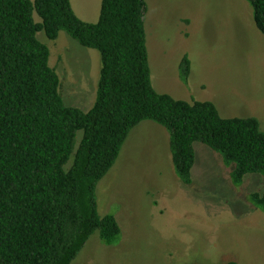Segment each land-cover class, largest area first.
Instances as JSON below:
<instances>
[{"label":"trees","instance_id":"obj_1","mask_svg":"<svg viewBox=\"0 0 264 264\" xmlns=\"http://www.w3.org/2000/svg\"><path fill=\"white\" fill-rule=\"evenodd\" d=\"M248 1L264 33V0ZM146 9V0H102L99 19L87 22L71 0H0V264H71L97 230L103 242H117L121 227L114 214L99 213L96 188L145 119L169 131L173 166L185 184L192 183L195 142L235 163V185L249 173L264 175L258 119L223 117L212 101L155 89ZM60 31L100 51L97 96L88 110L65 103L50 47L38 36L55 40ZM190 73L185 55L181 78ZM250 199L264 211V192Z\"/></svg>","mask_w":264,"mask_h":264},{"label":"rangeland","instance_id":"obj_2","mask_svg":"<svg viewBox=\"0 0 264 264\" xmlns=\"http://www.w3.org/2000/svg\"><path fill=\"white\" fill-rule=\"evenodd\" d=\"M87 22L99 19L102 0H71ZM144 16L152 84L188 101H212L223 117H255L264 129V33L248 0H146ZM37 21L40 16L35 12ZM50 63L61 78L65 103L84 110L96 100L100 51L66 31L44 32ZM191 61L187 81L180 63ZM78 133L77 140L81 138ZM192 183L177 176L166 127L145 119L129 133L120 155L98 182L101 215L120 227L107 244L97 230L71 264H264V211L250 195L264 192V175L235 185L220 152L195 142Z\"/></svg>","mask_w":264,"mask_h":264}]
</instances>
